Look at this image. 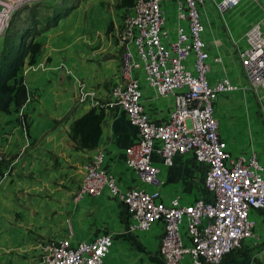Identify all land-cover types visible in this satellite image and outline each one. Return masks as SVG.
Segmentation results:
<instances>
[{
	"label": "crops",
	"instance_id": "crops-1",
	"mask_svg": "<svg viewBox=\"0 0 264 264\" xmlns=\"http://www.w3.org/2000/svg\"><path fill=\"white\" fill-rule=\"evenodd\" d=\"M219 1L202 0L200 7L211 63L208 80L213 84L227 76L242 88L246 80L239 52L246 47L245 33L252 24L260 22L264 29V13L249 12L252 0H236L220 16ZM166 3L170 2L164 4L165 28L172 38L176 21L172 6ZM63 4L72 10L51 26L36 27L34 41L40 49L34 62L26 58L19 71L27 89L26 102L19 109L12 105L8 112L0 111V264H39L43 247L51 240L67 238L77 243L101 234L112 238L102 264H165L158 254L162 222L146 231L128 232L130 217L106 187L97 196L76 198L85 166L97 153L103 155L101 167L121 190L151 187L139 181L124 162L125 149L138 139L136 127L123 109L109 104L110 87L120 81L121 48L116 40L120 11L106 12L96 3ZM244 24L248 26L243 29ZM2 43L0 37V51ZM139 81L145 111L154 121H167L173 99L156 96ZM232 93L250 94L236 90L218 95L219 135L231 154L254 153L264 175V146L255 140L259 127L248 113L231 110L234 97L225 94ZM91 108L103 110L99 141L93 149L76 147L70 138L72 123ZM21 114L27 119L26 130L20 124ZM152 162L160 170L162 200L178 197L182 204L211 200L203 184L205 167L191 154L175 153L166 166L153 152ZM250 217L256 223L253 237L224 256L221 264H264V209L250 211ZM181 264L193 263L185 256Z\"/></svg>",
	"mask_w": 264,
	"mask_h": 264
},
{
	"label": "built area",
	"instance_id": "built-area-1",
	"mask_svg": "<svg viewBox=\"0 0 264 264\" xmlns=\"http://www.w3.org/2000/svg\"><path fill=\"white\" fill-rule=\"evenodd\" d=\"M36 1L0 0V36L22 4ZM235 1L220 0L216 8L222 15ZM165 2H170L166 4L174 10L172 38L165 28ZM201 2L133 0L116 34L121 48L120 81L110 87L109 104L123 109L137 129L138 139L125 149L124 162L151 189L121 190L114 177L101 167L103 155L97 153L85 166L76 192V198L97 196L106 187L130 217L128 232L146 231L155 222H162L158 254L165 264H181L185 256L193 264H221L224 256L253 237L256 223L250 211L264 209V175L258 157L254 153L232 155L219 135L215 116V103L221 93L243 90L264 101L263 25L257 22L248 28L246 47L239 52L246 85L239 88L227 76L211 84ZM139 76L156 96L173 99L167 121H154L145 111ZM20 124L26 130L24 114L20 115ZM153 152L166 166L175 153L191 154L205 167L203 184L211 200L189 204H182L178 197L162 200L160 170L152 162ZM111 244L108 234L77 243L54 239L44 245L39 264H102Z\"/></svg>",
	"mask_w": 264,
	"mask_h": 264
},
{
	"label": "trees",
	"instance_id": "trees-1",
	"mask_svg": "<svg viewBox=\"0 0 264 264\" xmlns=\"http://www.w3.org/2000/svg\"><path fill=\"white\" fill-rule=\"evenodd\" d=\"M132 5L133 1L130 8ZM65 13L56 11L52 13L45 27L55 24ZM37 24L34 21L32 25L27 26L21 35L15 38L16 41L12 37L9 41L5 35L0 51V111L8 112L12 105L19 109L27 100V89L19 71L26 58L29 63L34 62V57L40 49V43L34 41ZM102 119L103 110L91 108L73 121L70 138L76 147L85 149L96 147L101 135Z\"/></svg>",
	"mask_w": 264,
	"mask_h": 264
},
{
	"label": "rangeland",
	"instance_id": "rangeland-1",
	"mask_svg": "<svg viewBox=\"0 0 264 264\" xmlns=\"http://www.w3.org/2000/svg\"><path fill=\"white\" fill-rule=\"evenodd\" d=\"M53 1H55L54 4H46V3H53ZM132 1L133 0H38L33 3H24L13 13V15L11 16L8 22V26L6 30L2 33L0 37L3 38V41L5 35L9 41L11 40V37L15 40V38L18 35H21V33L25 30V28L27 26L32 25L34 21L38 23L37 24V27H39L38 29H42L44 25H46V21L48 20V18H50L51 14L54 13L55 11L59 13H65L67 10V12L64 14V16H66L67 13L72 10L71 9L72 6L67 7L64 6L63 3H68V4L96 3L101 9L105 10L106 12L111 11V13H119L120 11V16L122 19L126 11L129 10ZM252 1L253 3H249L250 5L249 12L250 13L254 12L255 15L256 14L263 15L264 3L262 2H264V0H252ZM110 25L107 26V31L111 30ZM235 25L238 26L239 23ZM247 26L248 25L244 24L243 27L241 26V28L244 29ZM225 32L228 33L226 29ZM12 34H14V36ZM238 43L240 44L241 40ZM235 50L236 48L233 51L234 54L236 53ZM210 74L211 71H209L208 75ZM140 77L141 78L139 79L140 80L142 79L144 81L143 77L142 76ZM225 95H232L234 97L233 108L231 109L232 111L234 110L236 113L240 112L243 115L245 112L248 113L249 115L248 119H251L253 122L257 124V127H259V133H256L255 140L259 141V145L264 146V101L262 100L261 102H259L258 99L253 98L252 95L250 94L243 95L242 93H232ZM223 116L224 118L228 117V110H225ZM238 154L240 153H236L232 155L235 156Z\"/></svg>",
	"mask_w": 264,
	"mask_h": 264
}]
</instances>
